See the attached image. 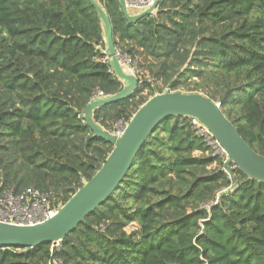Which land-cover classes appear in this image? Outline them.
<instances>
[{"label":"trees","instance_id":"1","mask_svg":"<svg viewBox=\"0 0 264 264\" xmlns=\"http://www.w3.org/2000/svg\"><path fill=\"white\" fill-rule=\"evenodd\" d=\"M97 1L143 74L96 121L112 130L158 93H202L264 155V0H161L132 23L119 0ZM105 50L90 0H0V195L34 188L59 209L100 169L113 145L83 114L124 87ZM223 165L190 118H165L53 263L45 243L0 246V264H264V181L234 166L232 185Z\"/></svg>","mask_w":264,"mask_h":264},{"label":"water","instance_id":"2","mask_svg":"<svg viewBox=\"0 0 264 264\" xmlns=\"http://www.w3.org/2000/svg\"><path fill=\"white\" fill-rule=\"evenodd\" d=\"M126 19L132 23L152 14L161 0L149 8L131 14L127 0H119ZM98 11L105 27L106 53L116 75L124 87L113 95L96 96L84 111L86 125L97 137L113 145V150L96 174L89 179L49 219L36 224H16L0 221V246H20L30 250L45 243L52 244V258L60 242L86 217L104 203L122 182L127 171L156 126L165 118L183 116L197 119L220 143L227 154L223 170L236 184L233 167H238L249 178L264 181V155L258 153L244 139L236 125L227 117L221 104L202 93H185L167 90L146 101L129 120L122 135H117L95 120L94 110L130 98L139 83L137 75L122 64L113 40L109 17L97 0H90Z\"/></svg>","mask_w":264,"mask_h":264},{"label":"built area","instance_id":"3","mask_svg":"<svg viewBox=\"0 0 264 264\" xmlns=\"http://www.w3.org/2000/svg\"><path fill=\"white\" fill-rule=\"evenodd\" d=\"M155 1L156 0H127V5L128 8H135L138 12H141L152 6ZM117 53L120 57L118 50ZM105 60H110V57L106 56ZM131 71L137 75V77L143 74L134 64L133 67H131ZM104 95L105 94L101 90L96 93V96ZM190 123L196 130V133L208 142L214 154L220 156L225 162L227 158L226 151L213 137L210 131L197 119L190 118ZM127 124V121L121 120L111 131L117 135H122ZM51 197L52 194L50 192H41L34 188H27L19 193H14L13 190L5 191L0 195V221L23 225L43 222L52 217L58 210L52 207Z\"/></svg>","mask_w":264,"mask_h":264},{"label":"rangeland","instance_id":"4","mask_svg":"<svg viewBox=\"0 0 264 264\" xmlns=\"http://www.w3.org/2000/svg\"><path fill=\"white\" fill-rule=\"evenodd\" d=\"M120 60H121V62H122V64L124 65V67H125V69L126 70H129V69H131V67H133V64H132V60H130L131 58L129 57V56H127V55H125V54H120ZM118 123V122H117ZM116 123V124H117ZM115 124V125H116ZM115 125H114V127H115ZM137 227V224L136 223H132V224H130L129 226H128V231H132V230H134L135 228Z\"/></svg>","mask_w":264,"mask_h":264},{"label":"crops","instance_id":"5","mask_svg":"<svg viewBox=\"0 0 264 264\" xmlns=\"http://www.w3.org/2000/svg\"><path fill=\"white\" fill-rule=\"evenodd\" d=\"M128 9H129V12H130L131 14H136V13H138L137 9H135V8H128Z\"/></svg>","mask_w":264,"mask_h":264}]
</instances>
